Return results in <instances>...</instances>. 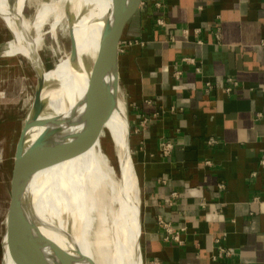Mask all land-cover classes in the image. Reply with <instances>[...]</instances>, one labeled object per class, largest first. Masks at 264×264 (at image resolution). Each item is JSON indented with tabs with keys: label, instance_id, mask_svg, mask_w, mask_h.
Masks as SVG:
<instances>
[{
	"label": "crops",
	"instance_id": "crops-1",
	"mask_svg": "<svg viewBox=\"0 0 264 264\" xmlns=\"http://www.w3.org/2000/svg\"><path fill=\"white\" fill-rule=\"evenodd\" d=\"M263 42L264 0H143L127 26L145 264H264Z\"/></svg>",
	"mask_w": 264,
	"mask_h": 264
},
{
	"label": "bare ground",
	"instance_id": "bare-ground-1",
	"mask_svg": "<svg viewBox=\"0 0 264 264\" xmlns=\"http://www.w3.org/2000/svg\"><path fill=\"white\" fill-rule=\"evenodd\" d=\"M26 3L16 0L12 6L9 0H0V25L10 34L3 55L20 57L34 72L37 89L32 113L38 97L47 103L45 114L30 124L21 145L23 176L12 192L5 218V225H11L14 243H19L15 264H115L108 254L116 243L125 244L120 264H143L138 249L139 187L126 144L124 98L118 100L98 140L94 139L86 103L91 71L113 3L41 0L33 20L24 16ZM46 25L54 41L60 26L73 41L70 54L59 59L51 70H47L43 59ZM42 78L45 86L40 89ZM121 94L125 95L123 88ZM57 116L72 125L60 126L59 143L67 145L63 149L71 147L72 134H79L86 147L79 155L61 162L47 153L41 136L49 129L47 121ZM38 121H45V126L40 128ZM113 218V237L108 240L107 224ZM4 245L5 262L11 264L6 238L3 249Z\"/></svg>",
	"mask_w": 264,
	"mask_h": 264
},
{
	"label": "water",
	"instance_id": "water-1",
	"mask_svg": "<svg viewBox=\"0 0 264 264\" xmlns=\"http://www.w3.org/2000/svg\"><path fill=\"white\" fill-rule=\"evenodd\" d=\"M113 3L114 9L111 11L110 18L107 19L101 37L100 49L98 56L94 62L90 87L88 94L86 96L87 111L91 120V125L93 129L94 139L99 138L102 129L105 124L111 118L115 108L117 106L118 100L124 98L126 106V121L128 125L127 132V148L129 159L134 164L136 177L138 179L136 166L133 158L132 150V125L130 120V110L129 102L127 97L126 89L123 85V81L120 75V54L122 51L123 38L127 26L138 13L143 0H110ZM71 43L73 42L70 38ZM74 46V45H73ZM75 50L72 49V57ZM52 69V68H51ZM48 69V70H51ZM40 82V89L45 86L44 78ZM121 88L124 89L125 95L121 94ZM40 96V93H39ZM37 107L34 112L26 120L24 129L21 133L20 140L17 145V153L14 161V169L17 165V160L20 154V148L22 143L25 142L26 137L28 136V131L30 129V124L35 120H39L42 114H45V109L47 103L38 97ZM47 111V110H46ZM49 129L44 131L41 134L42 139L45 144L47 153L53 157L58 162L65 161L69 158L79 155L85 150L84 142L79 134H72L71 140L72 145L68 149L65 143H59L60 138V126L66 125L71 127L69 120L57 116L55 118L49 119L48 121ZM39 123V121L37 122ZM46 124L45 121L39 123V127H44ZM38 128V127H37ZM13 160V159H12ZM13 164V161L11 162ZM12 171V165L10 166ZM139 187V197H140V209H139V223H140V235L138 244L139 251L142 257V262L145 264L143 251H142V201H141V190L138 179ZM1 241V249H2ZM3 252V251H2ZM27 262V257L25 258ZM29 264V263H27ZM54 264V263H53Z\"/></svg>",
	"mask_w": 264,
	"mask_h": 264
},
{
	"label": "rangeland",
	"instance_id": "rangeland-1",
	"mask_svg": "<svg viewBox=\"0 0 264 264\" xmlns=\"http://www.w3.org/2000/svg\"><path fill=\"white\" fill-rule=\"evenodd\" d=\"M49 1L52 0H42L43 3ZM9 2L14 6L16 0H9ZM40 3L41 0H27V8L25 7L24 9V16L28 20L34 19L35 14L40 7ZM46 27L44 29L45 40L43 46V59L45 67L48 70L53 68L55 63L70 54L71 40L69 33L60 26L58 28V39L57 41H54L52 34L49 32L50 26L46 25ZM0 42V49L4 54L7 49V42L3 39H0ZM3 54L0 56V121L2 122V125L0 126V175L2 171H6V167H8V170L10 171L9 168L11 165L12 171L10 172L11 174L6 190L1 192L0 189V196H2L0 198V264H6L5 245L4 249L3 245L1 249V241L5 244V238L7 239V249L10 255L11 264H15V257H17L18 254L16 247H18L19 243H17L18 245L14 243L11 227H9L10 223L5 225V218L8 215V207L11 205L12 192L17 190L23 176L24 157L22 152L19 151L20 154L15 170H13L14 161L21 133L24 129L27 118L33 111V103L36 97L37 87L36 78L30 66H25L20 57L8 58ZM12 161L13 164L11 163ZM114 221L115 218L111 219L107 224L109 225L107 234L108 240H112L113 237L112 227ZM6 227L8 230L7 235L5 234ZM124 246L125 244L119 246L118 243L112 246V253L108 254V257L110 256L115 264H120L119 262L121 260Z\"/></svg>",
	"mask_w": 264,
	"mask_h": 264
},
{
	"label": "built area",
	"instance_id": "built-area-1",
	"mask_svg": "<svg viewBox=\"0 0 264 264\" xmlns=\"http://www.w3.org/2000/svg\"><path fill=\"white\" fill-rule=\"evenodd\" d=\"M263 44H264V42H263ZM191 62H193V60H191ZM229 81L233 82L232 80H229ZM208 87H210V84H208ZM163 150H164V154L170 155V153L172 152V145L171 144H165ZM160 224L165 229V232L167 234L166 240H168V241L173 240L176 242H180L179 233H177L175 230H173L172 226H170L169 224H166L164 222H161ZM220 256H222V251H221Z\"/></svg>",
	"mask_w": 264,
	"mask_h": 264
}]
</instances>
